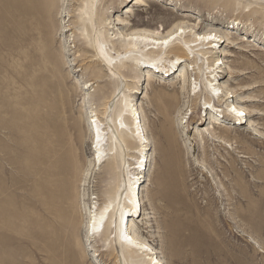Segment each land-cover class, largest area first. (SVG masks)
<instances>
[{"label": "rangeland", "instance_id": "obj_1", "mask_svg": "<svg viewBox=\"0 0 264 264\" xmlns=\"http://www.w3.org/2000/svg\"><path fill=\"white\" fill-rule=\"evenodd\" d=\"M135 24L177 37L162 54L138 53L127 35ZM182 54L179 67L166 62ZM122 102L141 110L151 141L132 219L153 252L138 258L99 217L120 206L136 156L112 125ZM95 114L117 151L94 166L86 118ZM212 126L224 142L203 152L198 135ZM157 258L264 264V0H0V264Z\"/></svg>", "mask_w": 264, "mask_h": 264}, {"label": "bare ground", "instance_id": "obj_2", "mask_svg": "<svg viewBox=\"0 0 264 264\" xmlns=\"http://www.w3.org/2000/svg\"><path fill=\"white\" fill-rule=\"evenodd\" d=\"M119 21L120 24H124L125 22L124 20H119ZM100 25H105L104 21L103 22L101 21ZM140 26L141 24L132 25L130 29L131 30L130 33L127 34L130 36V39L132 41H137L138 43L143 45L141 50L137 48L139 50L138 53H143L144 50H147L152 53L156 52L162 54L161 50L163 48L166 50L169 49L170 41L174 40L177 37L175 35L176 32L173 33L170 31L164 37H155L156 35L155 33ZM107 35H104V33L99 32V40L103 48H106L107 46L109 48L107 38L110 37H105ZM213 36H211V34H203L202 36H200L199 39L208 41L213 37L221 41L223 38V36H216V35ZM227 40H229V38L226 37V41ZM199 44H209V42L206 43L201 41ZM137 49H135V51ZM95 51H97L96 54H98L97 56H99L100 52L98 51L97 47L95 48ZM115 53L119 54L120 52L115 51ZM163 53H165V51ZM206 53L208 52H205L204 56ZM106 54L108 57L112 56V54L108 50L106 51ZM132 59L137 63L138 62L142 63V60L138 54L133 55ZM161 59L163 58L160 57L159 60ZM185 60H186V55L182 54V55H176L172 59H167L166 62L169 63L170 67L175 68V67H179L180 64L177 66L179 61H185ZM218 64L220 66L223 65V60L221 61V63ZM208 71H209L208 73H211L210 71L212 70L210 69ZM178 76L182 80V82L180 83L181 86L179 88H184L186 84L185 74L180 72ZM148 79L153 80L151 76H148ZM89 86L90 84L87 83L85 88H88ZM210 86H212L211 89L212 93H214L216 96L221 94L220 92L218 93V91L220 90L219 87L213 84H211ZM189 88H191V90L194 91L196 87L194 86L193 83L189 86ZM85 102H88V100H86ZM133 106L135 105H132L131 106L132 108L128 107L126 104L122 102L120 105V111L116 115L115 123H113L112 125L114 130L118 133L119 139L123 147L126 149V152L135 154L136 156L131 157L133 163H132V167L128 169L127 172L128 177L124 182L125 188L122 193V197L120 198V202H119L120 206L119 207L116 206L112 212L109 211L108 207H105L104 209H102L101 213L99 214V217L101 219L100 221L107 223L109 228L115 229L116 227L117 232H115V234L120 243L122 252L125 254L129 253L134 258H138L139 257L138 254L142 255L144 253L150 252L149 254L151 255V253L153 252V248H150L146 240L139 237L138 231L135 228V224L133 223V219H132L133 218L132 216L136 215L137 211L141 209L142 198L139 194V190L141 188V185L146 181L145 174L150 168V160L148 159L149 157L147 153L151 148V141L149 137H147L146 135L145 126L141 118V112H140L141 110L136 106L135 108ZM232 106H233L232 109H237L240 112L245 113L244 117L246 116V114H248V112H250L247 111V109L244 108L243 106H238V107L235 105ZM234 114L241 116L240 113L234 112ZM86 126L88 130V135L91 140V146L93 151L92 161L95 166L109 159V157L113 153L112 151L113 150L117 151L116 149L117 145L116 144L109 145V141L113 139V136H111V138L107 136L108 131L105 130L103 122L99 119V117L96 114L93 116H88L86 118ZM211 129H212L211 131H208L206 133L207 135L202 133H199L198 135L203 152H205L204 146L207 141H215L216 139L221 143L224 142V139L213 138V137H217L215 136V127L212 126ZM132 145L134 147H131ZM136 145L142 147L143 149L137 151L136 150L137 147H135ZM86 215L88 217V231L95 233L96 218L93 215V211L86 210ZM101 224L102 222L99 223L100 227L102 228ZM101 228L98 230L97 233L102 232ZM156 264H162V260L157 258Z\"/></svg>", "mask_w": 264, "mask_h": 264}]
</instances>
